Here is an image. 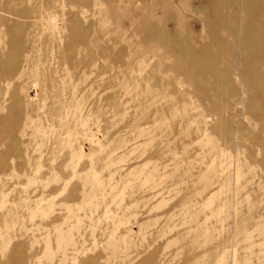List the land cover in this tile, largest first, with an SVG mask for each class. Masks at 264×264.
Here are the masks:
<instances>
[{"label":"rangeland","instance_id":"1","mask_svg":"<svg viewBox=\"0 0 264 264\" xmlns=\"http://www.w3.org/2000/svg\"><path fill=\"white\" fill-rule=\"evenodd\" d=\"M0 264H264V0H0Z\"/></svg>","mask_w":264,"mask_h":264},{"label":"bare ground","instance_id":"2","mask_svg":"<svg viewBox=\"0 0 264 264\" xmlns=\"http://www.w3.org/2000/svg\"><path fill=\"white\" fill-rule=\"evenodd\" d=\"M172 11H173L175 14H179V13H180V10H179V9H177V8H176V9H175V8H174V9H172Z\"/></svg>","mask_w":264,"mask_h":264}]
</instances>
